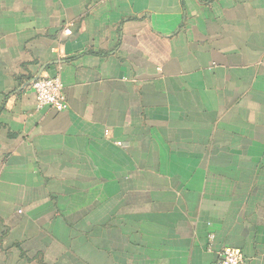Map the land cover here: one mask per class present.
<instances>
[{
    "label": "crops",
    "instance_id": "0c3cea01",
    "mask_svg": "<svg viewBox=\"0 0 264 264\" xmlns=\"http://www.w3.org/2000/svg\"><path fill=\"white\" fill-rule=\"evenodd\" d=\"M227 247L264 264V0H0V264Z\"/></svg>",
    "mask_w": 264,
    "mask_h": 264
},
{
    "label": "built area",
    "instance_id": "2783aa9c",
    "mask_svg": "<svg viewBox=\"0 0 264 264\" xmlns=\"http://www.w3.org/2000/svg\"><path fill=\"white\" fill-rule=\"evenodd\" d=\"M65 33L69 35L71 30L67 29ZM30 88L36 96L38 109L49 107L57 111H66L69 108L59 75L37 78L30 83ZM215 264H244V257L239 250L227 247L218 253Z\"/></svg>",
    "mask_w": 264,
    "mask_h": 264
}]
</instances>
